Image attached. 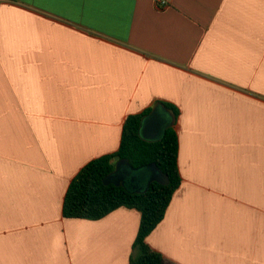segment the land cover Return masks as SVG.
<instances>
[{"label": "crops", "instance_id": "1", "mask_svg": "<svg viewBox=\"0 0 264 264\" xmlns=\"http://www.w3.org/2000/svg\"><path fill=\"white\" fill-rule=\"evenodd\" d=\"M169 2L0 0V264H130L141 213L67 218L65 198L166 103L182 184L147 243L264 264V0Z\"/></svg>", "mask_w": 264, "mask_h": 264}, {"label": "trees", "instance_id": "2", "mask_svg": "<svg viewBox=\"0 0 264 264\" xmlns=\"http://www.w3.org/2000/svg\"><path fill=\"white\" fill-rule=\"evenodd\" d=\"M165 107L178 118L176 107L169 103ZM150 112L151 109L127 118L119 150L88 163L71 182L64 203L65 217L74 219L100 220L121 207L138 210L141 222L130 264H165L162 254L147 243V238L165 218L182 184L179 136L175 127H169L158 141H147L140 135L142 121ZM117 156L128 160L133 168L155 164L168 183L152 182L148 190L139 193L123 186L105 185V177L116 169Z\"/></svg>", "mask_w": 264, "mask_h": 264}, {"label": "water", "instance_id": "3", "mask_svg": "<svg viewBox=\"0 0 264 264\" xmlns=\"http://www.w3.org/2000/svg\"><path fill=\"white\" fill-rule=\"evenodd\" d=\"M165 113L170 117L171 122L169 127H173L176 123V116L168 108L161 107ZM156 107L150 115L145 117L142 121L140 135L144 140L147 141H158L161 132L164 134L169 128L163 129L164 118L159 114L160 109ZM116 169L113 173L109 174L104 179V184H114L116 186H123L130 192H144L148 190L152 182H158L162 185L168 183V179L158 170L155 164L145 166L143 168H133L128 160L121 159L119 156L115 158ZM145 181V185L137 187V183Z\"/></svg>", "mask_w": 264, "mask_h": 264}, {"label": "built area", "instance_id": "4", "mask_svg": "<svg viewBox=\"0 0 264 264\" xmlns=\"http://www.w3.org/2000/svg\"><path fill=\"white\" fill-rule=\"evenodd\" d=\"M153 2L159 9H166L170 5L169 0H153Z\"/></svg>", "mask_w": 264, "mask_h": 264}]
</instances>
